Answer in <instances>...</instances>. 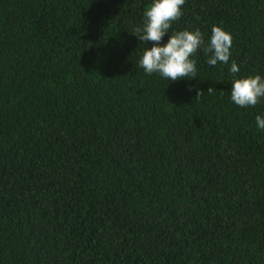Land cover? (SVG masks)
I'll list each match as a JSON object with an SVG mask.
<instances>
[{
  "label": "trees",
  "instance_id": "16d2710c",
  "mask_svg": "<svg viewBox=\"0 0 264 264\" xmlns=\"http://www.w3.org/2000/svg\"><path fill=\"white\" fill-rule=\"evenodd\" d=\"M150 4L0 0V264H264V100L229 70L264 76V0H185L170 33L232 55L169 85L137 66Z\"/></svg>",
  "mask_w": 264,
  "mask_h": 264
},
{
  "label": "clouds",
  "instance_id": "9594fccd",
  "mask_svg": "<svg viewBox=\"0 0 264 264\" xmlns=\"http://www.w3.org/2000/svg\"><path fill=\"white\" fill-rule=\"evenodd\" d=\"M184 4L185 0H151L144 12V23L136 27L132 34L143 45L138 68L146 75L157 74L169 81L168 85L198 77V53H202L206 63L212 67L228 65L232 55V35L221 26H213L207 37L199 29L170 33L173 22L183 14ZM165 36L168 39L163 42ZM229 70L234 77L230 90V100L234 105L249 108L264 100V76H238L240 68L235 62H231ZM200 94L197 91L196 98ZM255 122L257 129L264 131V115H257Z\"/></svg>",
  "mask_w": 264,
  "mask_h": 264
}]
</instances>
